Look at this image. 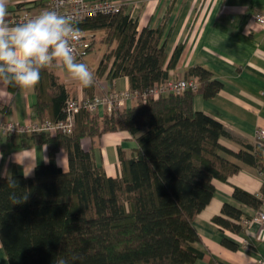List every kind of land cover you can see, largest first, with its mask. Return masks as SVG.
<instances>
[{
	"label": "trees",
	"instance_id": "trees-1",
	"mask_svg": "<svg viewBox=\"0 0 264 264\" xmlns=\"http://www.w3.org/2000/svg\"><path fill=\"white\" fill-rule=\"evenodd\" d=\"M79 27L90 32L88 51L94 48L95 32L101 31L106 50L97 72L127 76L131 90L168 80L183 50L178 44L164 68L162 28L139 30L126 4L117 12L87 18ZM191 75L199 77L197 90L139 97L111 111L102 108L101 113L84 108L70 134H8L17 146L40 142L49 151L48 162L38 164L34 175L15 172L9 177L19 188L10 189L7 178L0 177V243L9 264H54L59 258L68 264H191L204 257L206 251L195 245L201 238L194 220L212 199L214 180L225 181L240 169L228 156L256 166L264 178V140L239 151L223 145L220 138L230 135L226 127L194 108L197 92L214 96L222 83L201 65L189 67L184 77ZM17 88L10 86L12 91ZM35 89L32 116L63 118L71 96L55 67L41 71ZM112 131H127L136 140L130 154L118 149L117 175L107 173L94 150L95 141ZM84 139L92 144L85 147ZM60 150L67 153V170L57 162ZM13 191L18 196L29 192L28 202L13 205ZM233 196L241 204L260 208L264 182L259 193L235 187ZM249 218L240 206L225 202L213 220L240 233ZM222 243L238 247L229 238Z\"/></svg>",
	"mask_w": 264,
	"mask_h": 264
},
{
	"label": "crops",
	"instance_id": "crops-1",
	"mask_svg": "<svg viewBox=\"0 0 264 264\" xmlns=\"http://www.w3.org/2000/svg\"><path fill=\"white\" fill-rule=\"evenodd\" d=\"M131 8L138 21V29L145 26L161 27L160 43L167 54V67L178 44L183 50L176 65L169 69L170 78L184 77L189 67L201 65L222 83L221 89L211 97L197 92L194 108L220 121L229 131L220 142L233 151L256 143V132L264 129V24L254 20V15L264 13V0H120ZM46 5V0H8L7 21L24 9L36 12ZM103 57V56H102ZM111 63V62H110ZM71 97L85 98L112 89L130 88L129 78H112L109 71L103 75L93 72L95 83L83 88L67 75L60 76ZM37 102L36 89L17 88L0 84V177L15 172L32 176L38 164L49 160L48 147L44 143L28 141L17 146L2 130L6 121L25 123L31 119ZM128 101V105L133 104ZM103 111L100 108V113ZM88 147L90 139H84ZM136 145L135 136L127 131L104 133L95 141V156L107 173L117 175L121 165L118 149L128 154ZM240 169L227 180H214L215 191L206 207L198 213L194 225L201 241L195 245L206 251L203 258L191 264H260L264 262V222L251 221L243 232L225 229L213 217L222 211L225 202L240 206L252 217L258 210L264 211V203L254 208L239 203L233 196L235 187L259 193L264 182L260 170L233 156ZM57 162L68 169V157L64 150L57 153ZM229 238L237 243L236 249L224 245ZM0 264H9L6 251L0 243Z\"/></svg>",
	"mask_w": 264,
	"mask_h": 264
},
{
	"label": "clouds",
	"instance_id": "clouds-1",
	"mask_svg": "<svg viewBox=\"0 0 264 264\" xmlns=\"http://www.w3.org/2000/svg\"><path fill=\"white\" fill-rule=\"evenodd\" d=\"M7 16L8 0H0V84L33 89L39 83L41 71L55 67L83 88L94 85L89 66L77 60L75 45L80 29L75 14L49 8L14 25L8 23ZM4 175L10 189L19 188L15 179ZM29 195L24 192L18 196L13 191L9 199L13 205L24 204ZM54 264L68 262L59 258Z\"/></svg>",
	"mask_w": 264,
	"mask_h": 264
},
{
	"label": "built area",
	"instance_id": "built-area-1",
	"mask_svg": "<svg viewBox=\"0 0 264 264\" xmlns=\"http://www.w3.org/2000/svg\"><path fill=\"white\" fill-rule=\"evenodd\" d=\"M124 3L120 0H46V5L42 9L33 12L24 9L12 18L14 24L22 22L39 14L44 9L56 8L62 13H73L76 16L77 27L80 29V39L76 43L77 59L87 54L91 46V37L88 31L79 27L85 19L97 16L99 14H111L120 10ZM254 20L264 24V13L254 15ZM199 77L191 75L188 77L169 78L163 83L155 84L145 90L112 89L102 94L94 95L90 98L69 97L64 106V117L60 119H31L25 123L6 121L2 124V130L5 134L18 133L29 134L32 132L50 131L70 134L75 127L76 115L84 108L89 111H96L100 108L111 111L114 107L125 106L128 101L141 97L146 100L150 95H159L162 93L174 92L181 93L185 90H197L199 87ZM256 140H264V129H258ZM251 221L264 222V211L258 210L249 219H245V225ZM260 264H264L261 262Z\"/></svg>",
	"mask_w": 264,
	"mask_h": 264
},
{
	"label": "rangeland",
	"instance_id": "rangeland-1",
	"mask_svg": "<svg viewBox=\"0 0 264 264\" xmlns=\"http://www.w3.org/2000/svg\"><path fill=\"white\" fill-rule=\"evenodd\" d=\"M95 34H96V42L94 48L91 51H89L87 54H85L82 58L77 59L80 62L86 63L92 72H94L95 69H97L102 59L103 53L106 50L105 43L100 41L101 31H96ZM56 72L59 73L60 76L66 75L64 72H62L59 69H57Z\"/></svg>",
	"mask_w": 264,
	"mask_h": 264
}]
</instances>
